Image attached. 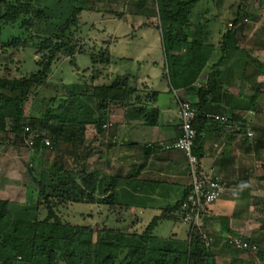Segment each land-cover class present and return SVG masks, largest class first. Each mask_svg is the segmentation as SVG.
<instances>
[{"label": "trees", "instance_id": "trees-1", "mask_svg": "<svg viewBox=\"0 0 264 264\" xmlns=\"http://www.w3.org/2000/svg\"><path fill=\"white\" fill-rule=\"evenodd\" d=\"M200 1L153 0V7L140 4L133 13L147 19L158 18L156 28L161 33L166 76L172 90L204 82L197 91L198 103L193 104L199 113L194 122L197 131L194 149L201 157L203 129L214 120L207 116L213 112V106L217 105L224 88L226 76L222 66L234 59L235 55H240L241 59L245 52L238 46L237 36L248 18H240L237 12L219 43L214 44L211 32L204 30L207 25L203 29L202 26L195 29L191 21L194 8ZM69 2L72 3L70 15L59 31L44 35L33 31L35 20L45 16V12L38 8L37 0H0L2 47L7 50L30 45L41 56L35 62L37 70L28 75H0V134L11 132L21 138L25 127L30 125L29 121H40L51 126L56 141H66L76 149L83 144L90 125L98 133H103L105 126L117 125L123 117L128 120L138 118L148 125L155 124L158 109L146 105L147 101L140 95L138 85L126 76H117L110 84L63 85V92L49 96L42 104V111L32 110V106L35 108L39 105L37 93L47 85L53 62L64 56L71 58L74 64V57L79 52L78 44L72 40L71 30L78 24L79 14L86 9L88 0ZM101 62L109 65L110 60L103 55ZM252 62L264 73L261 63L256 59H252ZM257 96V93L252 96V107ZM118 111H122L123 117L115 118ZM240 120L241 117L233 114L228 118V123L232 125ZM34 126L30 125L33 131ZM246 128L247 124L241 123L240 131ZM42 138V134L36 135L34 148L45 154L51 146L43 144ZM31 175L33 186L27 184L25 204L10 205L8 201L0 199V264H215L213 245L207 246L199 233L190 237L187 231L185 239L156 234L161 221L179 219L182 203L191 190L173 206V210H178V215L164 212L154 216L142 233H126L106 226L94 229L73 225L64 221L55 207L60 204L98 203L109 205L116 212L119 209L129 210L133 206L128 177L111 174L100 176L88 172L85 167L64 169L57 164L48 169L42 168L40 176L33 172ZM43 204L46 214L40 218ZM228 222V217H221V225L227 227ZM261 229L264 230V227ZM227 232L228 245L231 235H240L230 229ZM239 237L257 248L247 250L226 246L223 250H227L225 253L231 258L229 264H244L242 257L246 254L248 259L264 261V235L262 238Z\"/></svg>", "mask_w": 264, "mask_h": 264}, {"label": "rangeland", "instance_id": "rangeland-1", "mask_svg": "<svg viewBox=\"0 0 264 264\" xmlns=\"http://www.w3.org/2000/svg\"><path fill=\"white\" fill-rule=\"evenodd\" d=\"M140 4L154 6L153 0H88L86 9L79 14L78 24L71 30L72 40L80 48L74 57V64L71 58L64 56L53 62L47 85L40 88L37 93L39 105L37 103L38 106L35 108L32 106V110L42 111V104L49 96L62 93L63 85L110 84L117 76L131 78L132 83L138 85L140 95L147 101L151 94L143 84L145 80L152 93L158 92L160 107L173 106L176 96L166 76L161 33L156 28L158 18L147 19L135 15L133 12ZM37 5L45 12V16L43 19L35 20L33 31L44 35L59 31V27L69 17L72 7L69 0H37ZM237 12L240 13V18H248L246 24L242 26L248 34L253 23L264 24V1L259 0H201L194 8L191 21L195 29L200 26L203 29L204 25H207L204 30L211 32L213 41L221 32L222 35L225 33ZM245 37H248L247 34ZM103 55L110 60L109 65L101 62ZM40 57L30 45L27 48L13 47L5 50L0 44V75L6 77L28 75L37 70L35 62L39 61ZM177 93L181 94L178 90ZM250 115L247 118L250 129L238 141L243 143L244 152L249 154L244 156L246 172L235 180L239 184L235 190H238L236 194L241 210L239 214H243L246 221L249 220L250 233L247 235L251 238H262L264 148L261 146V140L264 141V102L262 105L258 103ZM119 116L123 117V114L118 112L115 118ZM29 122L30 125H35V129L33 128L35 135L42 134L44 139L51 142V147L50 151L41 154V150L37 151L34 146L27 145L24 137H16L11 132L0 134V199L8 201L10 205L25 204L27 184L33 186L31 172L40 176L42 168L48 169L53 164L64 169L85 167L88 172H95L100 176L114 173L120 176L125 170L127 175H130V166L122 165L121 160L110 159L109 155L114 153L111 152V148L114 150L115 145H108L107 149L104 145L109 140L114 142L117 140L116 136H112L116 124H108L109 126L105 128L106 138L102 137L93 125L88 126L83 144L73 149L66 141H56L49 124H42L40 121ZM117 144L122 146L120 142ZM151 146L153 145L149 147ZM128 162L129 160L124 164ZM55 209L64 221L73 225L94 229L106 226L126 233H142L154 217L150 213L140 214L137 207L129 210L119 209L116 212L110 209L109 205L98 203L60 204ZM45 214L43 204L39 217L43 218ZM173 223L162 221L156 229V234L166 235Z\"/></svg>", "mask_w": 264, "mask_h": 264}, {"label": "crops", "instance_id": "crops-1", "mask_svg": "<svg viewBox=\"0 0 264 264\" xmlns=\"http://www.w3.org/2000/svg\"><path fill=\"white\" fill-rule=\"evenodd\" d=\"M244 28L241 29L237 38L238 46L245 52L241 55V59L239 58L240 55H235L234 59L232 58L222 66L226 76L224 88L211 113L227 118L235 114L242 120L231 125L214 119L207 124L202 132L203 141L200 157L202 170L207 175L219 176L229 189L226 195L208 205L203 214V228L216 240L212 246L216 251L215 264H229L231 261L230 256L225 253L227 250H223V248L229 247L227 244L228 229L236 235L251 237L247 235L250 233L249 220L246 221L243 214H239L241 210L238 207V194H236L238 190H235L239 184L235 180L239 178L240 174L243 175L246 163L244 156L249 155L244 152L243 143L238 141L250 129L248 116H251L250 113L254 112L258 103L262 105L264 102V73L260 71L257 64L252 62V59H256L264 66V24L253 23L249 34L245 32ZM246 34L248 37H245ZM221 35L222 32L212 42L217 44ZM143 84L151 94L146 105L158 109L157 121L153 125H148L138 118L128 120L123 117L112 134V136L117 137V140L115 142L113 140L106 141L107 144L104 143V145L106 149L108 145H115L114 150L111 148V152L114 153L109 155L110 159L113 161L121 160L122 165L130 166V175H127L125 169H122L125 171L120 174L124 177L129 176L130 179L129 191L132 199L131 206H133L131 209L137 207L140 214L150 213L159 216L165 212L176 216L179 212L173 210V206L191 190L188 160L183 151L166 150L160 147V144L174 142L181 134L179 104L175 98L173 106L164 105V107H160L158 92H153L157 94L155 96L145 80ZM203 84L204 82L200 81L190 87L178 89L181 93L179 96L197 104V91ZM225 86L228 88L226 89ZM175 91L177 92V90ZM256 93L258 96L252 107L251 99ZM241 123L247 124V128L243 131H240ZM101 136L106 138V131L101 133ZM118 142L122 146L119 145V147ZM149 145H153V147H149ZM261 146L264 148L263 140H261ZM127 160H129V165L124 164ZM114 175L116 176L115 173ZM222 216L229 218L227 227L220 223ZM167 221L172 222V220ZM173 222L175 224H172L171 230L164 237L175 236L177 239H185L188 226L179 219ZM233 235L231 237L240 236ZM242 259L244 264L264 262L248 259L247 254Z\"/></svg>", "mask_w": 264, "mask_h": 264}, {"label": "built area", "instance_id": "built-area-1", "mask_svg": "<svg viewBox=\"0 0 264 264\" xmlns=\"http://www.w3.org/2000/svg\"><path fill=\"white\" fill-rule=\"evenodd\" d=\"M247 21L248 20L245 19V22ZM174 94L179 104L181 134L174 142L161 143L160 147L166 150H181L185 153L191 177V191L186 200L182 203L179 218L183 224L188 226V234L190 237L195 233H199L202 241L207 246H212L214 243V237L204 230L202 224L204 210L208 205L226 195L229 189L219 176L207 175L202 170L200 156L195 153L194 149L197 136L194 122L199 116L198 110L193 103L182 99L175 90ZM207 117L222 122L228 121V118L225 116L210 114ZM106 127L107 126H105V128ZM23 137L27 145L30 147L35 145L34 139L36 135L29 126L25 127ZM41 142L46 146H51V142L48 139L42 138ZM228 243L230 247L236 249L256 250L257 248L256 245L241 237H231Z\"/></svg>", "mask_w": 264, "mask_h": 264}]
</instances>
